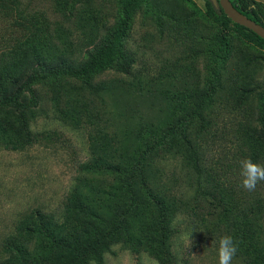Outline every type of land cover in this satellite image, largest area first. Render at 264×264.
<instances>
[{
    "label": "trees",
    "instance_id": "1",
    "mask_svg": "<svg viewBox=\"0 0 264 264\" xmlns=\"http://www.w3.org/2000/svg\"><path fill=\"white\" fill-rule=\"evenodd\" d=\"M184 1L191 6L188 12L172 10L171 0H53L62 24L53 28L45 24L42 29L34 25L0 55V149L18 150L33 143L29 123L39 107L37 90L57 89L62 81L87 85L86 90L103 105V114L114 122L112 136L136 139L135 145H112L109 154H97L82 165L83 174L66 198L60 221L31 213L17 228L26 243H9V256L0 264H104V254L117 244L134 253L145 252L158 264H177L172 250L174 222L187 203L164 181L161 163L178 159L198 181L203 173L213 180L202 163L204 135L221 111L233 113V108L246 107L257 93L253 76L233 85L232 69L226 63L231 50L226 34L235 33L264 48V40L233 23L221 9L217 12L209 1L203 12ZM230 1L264 27V3ZM10 7L16 18L24 17L18 0H10ZM88 10L97 15L110 10L114 16L110 24H99L83 16ZM195 12H201L206 26L210 21L218 24L220 31L213 41L222 46L216 66L207 60L200 87L173 92L165 76L155 82L160 89L143 79L122 81V93L142 100V106L114 96L119 81L90 84L95 75L107 72L130 76L134 59L125 51L124 39L136 13L162 26L179 20L187 25ZM204 39L208 37L200 34L201 50L212 51V43H202ZM259 122L258 130L248 128L251 132L239 124L243 133L237 148L243 157L255 156L264 163V116ZM217 192L218 201L224 202L223 215L232 218L228 230L238 248L235 257L246 264H264V205L259 196L251 201L250 191L239 183L233 190L219 187Z\"/></svg>",
    "mask_w": 264,
    "mask_h": 264
},
{
    "label": "rangeland",
    "instance_id": "2",
    "mask_svg": "<svg viewBox=\"0 0 264 264\" xmlns=\"http://www.w3.org/2000/svg\"><path fill=\"white\" fill-rule=\"evenodd\" d=\"M18 1L19 9L24 11L23 18H16L10 0H0V55L7 53L15 38L34 30V25L42 29L49 24L53 28L56 23L63 22L62 16L54 10L53 0ZM189 1L203 12L206 0ZM170 7L172 10H179V7L185 12L191 8L184 0H171ZM201 12H195V17L187 25L179 20L175 25L165 22L162 26L136 13L124 39V49L134 59L130 76L123 78L107 72L95 75L90 84L119 81L114 96L142 106H145L142 100L122 93V81L143 79L154 89H160L155 82L165 76L172 84L173 92L194 91L188 86L200 87L207 60L216 66L222 49L213 41L220 31L218 24L210 21L206 26ZM83 16L86 19L92 17L99 24H110L114 15L110 10L100 15L88 10ZM75 33L79 34L78 31ZM200 34L208 37L202 43L211 42L212 51L211 48L207 53L205 48L201 50ZM226 35L231 49L226 63L232 69L233 85L236 80L253 76L257 93L246 107L233 108V113L221 111V115L213 118L215 126L204 135L202 163L213 180L203 173L198 181L196 174L184 168L178 159H166L161 163L164 181L187 203L174 222L172 250L177 264H218V242L221 237L230 236L228 227L232 218L223 215L224 202L218 201L220 195L216 191L219 187L233 190L237 183L246 190L242 187L243 177L240 175V161L246 158L237 148L243 133L240 128L243 126L249 132L252 131L249 127L258 130L259 118L264 116V100L261 98L264 95V48L235 33ZM86 89L83 82L74 81H62L57 89L38 88L39 107L36 117L29 123L33 143L18 150L0 149V261L8 258L9 243H26L17 228L31 213L39 212L60 221L66 198L77 178L83 174L82 165L97 154H109L112 145L136 144L135 138L128 140L112 136L116 130L114 122L103 114V105ZM254 159L255 156L254 163L264 165ZM214 192L215 198L211 197ZM250 194L251 201L259 196L264 205V181L259 182ZM190 233L191 243L188 239ZM153 259L145 252L134 253L120 244L104 254V264H151ZM232 264L246 263L234 257Z\"/></svg>",
    "mask_w": 264,
    "mask_h": 264
},
{
    "label": "clouds",
    "instance_id": "3",
    "mask_svg": "<svg viewBox=\"0 0 264 264\" xmlns=\"http://www.w3.org/2000/svg\"><path fill=\"white\" fill-rule=\"evenodd\" d=\"M242 187L248 191H254L259 182L264 181V165L254 163L251 158L240 161ZM191 241V233L188 235ZM238 251L237 245L231 236L225 235L218 242V264H232L233 258ZM151 264H158V261L152 260Z\"/></svg>",
    "mask_w": 264,
    "mask_h": 264
},
{
    "label": "water",
    "instance_id": "4",
    "mask_svg": "<svg viewBox=\"0 0 264 264\" xmlns=\"http://www.w3.org/2000/svg\"><path fill=\"white\" fill-rule=\"evenodd\" d=\"M213 8L219 12L221 9L228 19L233 23L240 25L264 40V27L257 24L256 22L248 19L241 12H239L231 3L230 0H207Z\"/></svg>",
    "mask_w": 264,
    "mask_h": 264
},
{
    "label": "crops",
    "instance_id": "5",
    "mask_svg": "<svg viewBox=\"0 0 264 264\" xmlns=\"http://www.w3.org/2000/svg\"><path fill=\"white\" fill-rule=\"evenodd\" d=\"M260 2V1H259ZM262 3H264V0H261Z\"/></svg>",
    "mask_w": 264,
    "mask_h": 264
}]
</instances>
